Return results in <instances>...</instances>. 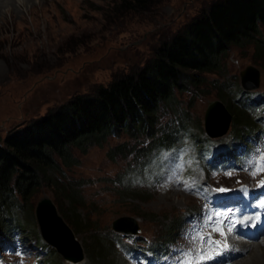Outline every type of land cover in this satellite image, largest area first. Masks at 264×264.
<instances>
[{
    "label": "rangeland",
    "instance_id": "obj_1",
    "mask_svg": "<svg viewBox=\"0 0 264 264\" xmlns=\"http://www.w3.org/2000/svg\"><path fill=\"white\" fill-rule=\"evenodd\" d=\"M215 1L146 0L142 5L122 6L121 0H0V142L12 128L44 115L72 96L92 94L98 86L142 67L155 48ZM260 55L250 45L231 47L219 72L199 74L198 83L176 91L173 100L161 107L159 127L177 126V121L185 117L189 134L172 150L159 153V176L152 162L143 168L136 165L134 154L115 152L113 158L108 154L124 144H129L131 151L134 146L139 148L138 141L125 135L111 137L86 154L73 150L77 163L71 167L57 161L58 169L47 173L49 179L26 204L40 236L35 218L38 203L49 200L59 216V210L69 205L67 188L72 185L84 201L82 207L77 206V213L89 218L91 229L84 235H71L80 251L79 256L75 249V257L80 260L76 264H89L91 238L102 241L98 244L101 252L97 253L100 264H149L146 255L114 246V234H127L116 231L115 226L124 227L139 239L178 240L174 250L182 264H198L202 250L212 253L215 259L208 261L214 264H264V235L260 241L241 244L247 240L244 230L232 228L239 221V212L232 204H217V199L239 194L245 187L262 192L264 141L256 145L245 164L231 163L215 169L204 166L197 151L201 144L195 143L196 138L209 139L223 146L232 139L231 120L216 134L218 137L208 134L204 115L209 103L216 101L225 109L223 97L238 103L242 99L236 95L239 90L263 98L264 56ZM247 67L258 73L256 87H252L255 80L243 87L240 73ZM250 115L253 126H257L259 115ZM243 130L244 134L248 132ZM204 159L209 161L210 153ZM221 188L225 191H219ZM191 212L195 214L189 217ZM33 235H21L24 251L18 250L16 256L28 263L36 257L46 263L45 247L36 249ZM2 237L9 239L8 235ZM44 243L60 258L58 262L54 258L53 264H74ZM235 243L238 256L226 255ZM217 246L220 251H215Z\"/></svg>",
    "mask_w": 264,
    "mask_h": 264
},
{
    "label": "trees",
    "instance_id": "obj_2",
    "mask_svg": "<svg viewBox=\"0 0 264 264\" xmlns=\"http://www.w3.org/2000/svg\"><path fill=\"white\" fill-rule=\"evenodd\" d=\"M145 2L121 0L122 6ZM263 35L264 0H217L155 48L142 67L98 86L92 94L74 95L44 115L9 130L0 142V235L33 232L31 240L36 249L45 247L48 255L45 264H53L54 258L58 262L59 256L44 243L33 215L26 212L28 201L49 179L47 173L58 169L59 163L67 168L75 165L73 150L86 154L90 148L101 147L109 138L121 135L138 141L139 148L134 146L131 151L129 144H124L108 154L112 158L115 152L134 154V162L142 168L160 150L174 147L189 134L185 117L177 121V126L159 127L161 107L173 100L176 91L198 83L199 74L219 72L231 47L250 45L260 58L264 56ZM236 95L242 97L238 103L228 101V97L223 101L233 122L229 140L242 142L261 131L259 124L253 126L250 114L255 115L257 106L264 108V95L256 99L243 90ZM243 128L249 133L244 134ZM204 142L209 140L195 139L197 146L201 144L199 148ZM125 191L130 193L128 188ZM67 192L69 205L59 210V216L75 237L87 234L91 230L89 218L77 213V206H83L82 196L72 185ZM113 238L121 235L114 234ZM99 243L100 238L89 241V264H100ZM101 257L105 260L104 255Z\"/></svg>",
    "mask_w": 264,
    "mask_h": 264
},
{
    "label": "bare ground",
    "instance_id": "obj_3",
    "mask_svg": "<svg viewBox=\"0 0 264 264\" xmlns=\"http://www.w3.org/2000/svg\"><path fill=\"white\" fill-rule=\"evenodd\" d=\"M213 112L214 109L209 110V113L206 116L205 126L210 136L218 137L216 134L220 133L223 129L224 119L221 118L219 113L215 115ZM37 218L41 234L45 240L50 245L54 246L63 256H65L69 262L74 264L78 263L80 260L75 257V249L77 246L68 238L65 232H63L64 228L56 221V219H54L51 215L49 216L45 209L42 212L41 209L38 210ZM234 254L237 255L236 252Z\"/></svg>",
    "mask_w": 264,
    "mask_h": 264
},
{
    "label": "water",
    "instance_id": "obj_4",
    "mask_svg": "<svg viewBox=\"0 0 264 264\" xmlns=\"http://www.w3.org/2000/svg\"><path fill=\"white\" fill-rule=\"evenodd\" d=\"M240 77L242 78V82H243V87H248L247 86V82L249 81L250 84H252V80L254 81L255 80V84L252 85L253 86H257L258 85V73L256 72V70H254V68L252 67H247L244 71H242L240 73ZM251 86V85H250ZM211 109H214V110H218V113H220V116L221 118L225 119V123L223 125V128L226 127L229 125V122H230V116L228 114V112L226 111V109H223L219 104L218 102L214 101V102H211L209 103L206 111H205V115H204V120H206V116L208 115L209 113V110ZM227 118V119H226ZM41 209V212L45 209V211L48 212L49 216L51 215L54 219H56V221L64 228H62L65 232V234L68 236V238L70 240H72V234L70 232V230L68 229V227L64 224V222L62 221V218L60 216L57 215L56 213V210L54 209V207L52 206V204L50 203L49 200H43L42 202H39L37 207H36V210H35V218H36V222H37V225L40 229V226H39V221H38V218H37V213H38V210ZM114 229V228H113ZM115 229L116 231H123V233H129V232H126V230L124 229V227L120 226H115ZM137 231V226L134 225V229H133V233H135ZM42 238L45 240V238L43 237L42 235ZM46 241V240H45ZM73 241V240H72ZM47 242V241H46ZM78 252V255H79V250H77ZM80 256V255H79Z\"/></svg>",
    "mask_w": 264,
    "mask_h": 264
},
{
    "label": "snow or ice",
    "instance_id": "obj_5",
    "mask_svg": "<svg viewBox=\"0 0 264 264\" xmlns=\"http://www.w3.org/2000/svg\"><path fill=\"white\" fill-rule=\"evenodd\" d=\"M219 191L224 192L225 189L221 188ZM217 215H219V213H217ZM213 230L216 231L217 229H213ZM221 234H223V233H221ZM224 247L227 248V245H225ZM217 255H219V252H217ZM205 259H207V260H213V259H215V257H213V256H211V255H208V256L206 257V256L203 255V254L199 256V260H200L201 262H203Z\"/></svg>",
    "mask_w": 264,
    "mask_h": 264
}]
</instances>
